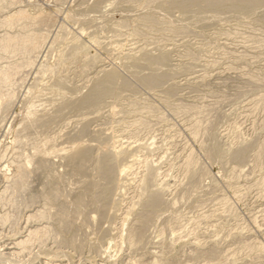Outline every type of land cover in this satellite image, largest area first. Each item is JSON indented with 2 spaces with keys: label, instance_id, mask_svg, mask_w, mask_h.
<instances>
[{
  "label": "bare ground",
  "instance_id": "6f19581e",
  "mask_svg": "<svg viewBox=\"0 0 264 264\" xmlns=\"http://www.w3.org/2000/svg\"><path fill=\"white\" fill-rule=\"evenodd\" d=\"M55 1L56 9L52 3L54 11L50 10L51 8H42L40 2L33 1L31 7L34 10L30 12L29 3L26 4L25 0L9 2L0 0V227L4 229V232L8 227L10 232L15 233L12 238L7 239L9 236L5 237L0 230V249H4L0 250V264H72L70 253L58 252L59 250L53 252L46 248L49 243L51 246H71L79 252L91 243L93 247H89L90 249L92 248L102 257L107 256L110 260L111 250L118 247L117 234L122 244H127L136 253L142 251L139 252L135 262L127 264H182L180 258L171 257L172 244L167 242L168 239L165 236L157 241L161 247H167L160 252L161 254L153 253V250L148 251V248L154 244L158 245L157 242L152 241L151 231L157 228L158 219H161V216L164 217L162 213L173 205L172 201L166 198L169 190L158 180L156 164L149 160L143 162L139 160L138 150L145 146L123 147L117 140V136L106 133V128V131L91 129V122L100 119L99 114L103 109L106 111L109 99L124 101L122 98H130L127 96L129 94L137 95L139 87L145 88L148 92L161 90V92L172 94L177 85L173 80L177 75L186 73L184 72L186 68L179 64L171 66L172 59L168 51L162 50L155 55L152 51L143 48L137 55L124 56V61L119 59L121 63L114 65L111 70L106 69L104 64H100L102 60H99L100 55L91 54V49L79 36L72 35L71 32L54 33L60 18L57 19L56 14L62 11L66 0ZM79 2V5L88 10L85 12L88 16L83 12V15H80L82 17H78L76 14H79L80 10H77L78 12H73L76 16L71 14L66 17L68 20H74V22L84 20L95 27L96 19L104 14V18H107V13H102L106 0H79ZM116 2L126 9V14L123 12L125 9L122 11L124 15L120 18L121 25L126 26L130 22H135L137 25L151 29L159 28L163 24L165 27L166 24L165 29L178 36H188L197 28L218 26L227 19L239 18L237 20L239 21L241 16H247L252 20L253 17L264 14V0H117ZM174 9L180 12L186 22L181 17L178 18L182 20L174 19V16L171 18L169 14ZM259 19L264 22V17ZM167 39L170 40V38ZM254 41L260 46L264 44L263 38ZM255 50L258 51V49ZM179 60L182 59L179 58ZM248 69L245 71H249ZM77 77H85L84 84L76 85ZM249 78L246 80L245 87L240 85L242 94L264 89L263 77ZM259 96L261 100L258 97L257 102L261 106V103L264 104V95L259 94ZM147 102L134 99L129 102L131 103L130 111L141 114V117H137L134 121L135 125L132 124L140 131L153 129L150 116L153 117L152 114L157 112L156 106ZM257 102L254 101L255 105ZM259 105L256 107H260ZM171 108L177 115H191L195 118V124L191 130L192 136L194 139L201 135L205 137L202 139L201 146L212 162H219L225 166L234 164L238 166V169L248 164L249 155L255 150L259 138L255 142L252 139L247 143L245 141L237 148H223L217 136V127L220 126L218 124L224 116L219 106L212 108L210 114L208 110L207 112L204 109L205 112L194 105H177ZM75 114L79 116V120L72 119ZM202 114L204 117L208 114L209 117L204 119ZM90 116L93 117L90 118ZM153 118L156 119V117ZM134 136L136 137V134ZM9 137L12 141L7 143ZM260 148L256 149L257 152L255 151L256 164L260 163L264 157V150L262 146ZM193 155V153L190 154L184 162L183 167L187 170L190 183L183 187L181 184L182 188L178 190L181 199L194 192L202 179L208 175L206 168L196 167ZM57 158H62L59 164L61 165V160L62 164L64 162V172H61L63 166L58 165ZM139 164H143L144 170L138 178L135 171L136 165ZM58 166L61 168L60 171ZM262 186H264V180ZM131 191L136 194V197L132 196L130 199ZM88 229L93 231L87 235ZM116 230L119 232L115 233ZM91 235L94 237L89 239ZM37 247L41 249V253L36 255L33 251ZM132 249L130 252L135 253ZM243 249L253 251L257 247L251 242ZM220 252L212 247L207 252L199 250L192 252L190 257L192 261H199L202 257L217 261L221 258ZM24 254L31 255V259L28 261L18 259ZM262 254L264 253L261 252L260 256H264ZM256 256L260 257L258 254ZM110 262L108 261V264L115 263Z\"/></svg>",
  "mask_w": 264,
  "mask_h": 264
},
{
  "label": "rangeland",
  "instance_id": "374dc122",
  "mask_svg": "<svg viewBox=\"0 0 264 264\" xmlns=\"http://www.w3.org/2000/svg\"><path fill=\"white\" fill-rule=\"evenodd\" d=\"M3 1L9 2L11 0H3ZM25 1L26 4L29 3L28 10L30 12H33L34 10V8L31 7L32 4L34 3L33 1L40 2L39 4L43 6L42 8H46V7L48 9L51 8L50 10L52 11H54V8L56 9L55 0H31V1L25 0ZM116 1L117 0H106V3H104V8H102L103 11L102 13L103 14L107 13L108 14V15L106 14L107 18H104L105 16L104 14L101 17H99V19H96V21L94 22L96 26L93 25L96 27L95 28L92 27V24L89 25L84 20L77 22H74V20L73 21L68 20V18L66 17H68V15L71 14H73L74 16L77 15L78 17H82L80 15L83 14H87L88 16V13H85L88 10L82 7L81 5H79L80 3L79 0H66L65 3L63 4L62 11L59 12L60 14L59 13L56 14L57 19L59 17L60 18L58 19L59 23L55 28L54 33L56 34L57 32L59 33L63 32L64 34H66V32H71L72 35L79 36L89 46V48L91 49L90 50L91 54L95 53L94 55L98 54L101 56L100 57L97 55L99 57V60L102 59L100 60L101 61L100 64L101 65L104 64L103 66L106 69L110 68L108 70H111V68L114 65H119V63H121L122 60L124 61L125 60L124 56L137 55L139 51L143 48L152 51V53L155 55L159 54L162 50L168 51L170 55V59H172L171 66L179 64L181 66H184V68H186V71H184L186 73H181L182 75L181 74L177 75V77H175L176 79L173 80L177 85L174 87L176 89L173 91L172 94L161 92V90L160 92L159 90L155 92L152 91L148 92V90L146 91L145 88L139 87L140 89L138 88L137 90V92H139L137 93L138 96L136 94L133 95L134 97L131 96L132 94L127 95L130 96V98L132 97L131 99L129 97L128 99H126L127 97L122 98L124 99V101L122 100L116 101L109 99L107 101L109 105H107V107L105 108L106 111L103 109L105 113L102 110L100 112L101 114H99L101 115L99 117L100 119L98 120L96 119L95 121H92L93 124L91 122V127H92L91 129H103L104 131H106L107 129L106 133L111 134L113 136H117V140L123 147L128 148L129 146V148H135L137 146L140 147V145L145 146L144 148L138 150L137 155H139V160L142 162L145 160H149L156 164L159 170V171L157 170L158 180L160 181V183L161 182L164 183L166 185V189L169 190L167 191L166 198H169V200L172 201L173 206L170 207L167 211L162 213L164 217L161 216V219L160 218L158 219L160 222L158 221L159 224L157 228H155V230L151 231L150 233V235H152L153 237L152 241L157 242L161 240V238H164L165 236V238L168 239L167 242L169 244H172L171 246L173 250L171 253V257L180 258L182 264L183 263L184 264H207V263L264 264V259H263L264 256H260L261 252L264 253V186H262V181L264 180L262 178L264 177V157L262 158L263 162L262 161H261L262 163L260 162L261 164L260 163L256 164V161L254 159L255 153L257 152L256 149H261L260 146H262V150H264L263 149L264 144L261 143V142L264 143V112H263L264 109L262 110V108H264L263 107L264 104L261 103L260 106L259 103L257 102L258 97L260 98L259 100H261L259 94L261 96L264 95V89L254 90L253 92L247 94H242L240 92V88L246 86L247 84L246 80L249 77L255 76L259 79L263 77L264 79V61H263L264 44L263 45L261 44L262 46H260L258 45V43L256 44V42L254 41L255 39L262 40V38L264 41V32H263L264 22L259 21L260 20L259 18L264 17V14H259V15L257 14L258 16L253 15L256 17L252 16L253 17L252 20L247 16L246 17L241 16V19L239 21H237L239 18L238 19L233 18V20L232 18L229 20L227 19L224 23L221 22V24H218V26L215 25L214 27H212L213 25H210V27H205L204 29L206 30H204L203 28L200 29L196 27L197 29H195V31L197 30L199 32L194 31L193 33L189 34L190 36L189 35L178 36L176 34L170 33V31L168 32V30L165 29L166 24L165 27L163 26L164 25L163 24L160 25L159 28H151V29L149 27L137 25L135 24V22H130L129 25L127 24L126 26L123 24L121 25L120 18L123 17L124 14L122 13L123 12L125 13L126 9L122 4H118V2ZM52 3L54 4L53 5L54 8L52 6ZM48 6H52V7H48ZM80 6L82 7V9L80 8ZM77 10L78 11L80 10L79 14L73 13V12H78ZM70 11L72 13H70ZM174 11L172 10L169 14L171 18H173L174 16V19L181 17L183 21L185 20L180 15V12L177 9L175 13ZM90 15L93 16V14H89V16ZM181 18H178V20H182ZM259 22H261V24ZM86 27L89 28V29L87 28L88 31L86 30ZM59 28H61V30ZM262 32L263 34H261ZM90 33H92L93 36ZM70 35L69 37H71ZM167 38H170V40ZM243 38H245L244 40L247 39L248 40L244 41ZM251 39H253L254 42ZM254 48L258 49V51L255 50ZM105 49L106 51H108V53L105 51ZM179 58L182 60H179ZM240 60L244 62L241 63ZM235 61L237 62L240 61V62L237 63ZM240 63L242 65H240ZM237 64L240 67H238ZM243 68H247L249 71H245L247 69H243ZM70 74L72 73L70 72ZM77 78L78 79L75 80L76 85L77 83L78 85H82L86 81L85 77L83 78L77 77ZM80 79L81 80L84 79V80L81 81ZM178 80L179 81L181 80L180 83H177L179 82ZM254 92L255 93L257 92L256 93L257 95ZM133 99L141 102L148 101L150 102V104L156 106L155 110L157 112L152 114V116L156 117V119L150 116V118H152L150 120L153 121L152 122L153 129L151 128L150 131H140L136 126H134L135 125L134 121H136L137 117L140 118L141 114L132 113L130 111L131 103L129 104V102L133 101ZM254 101L257 102L256 103L257 105H255ZM215 103H216V107L219 106L221 108V112H223L221 114L224 115L221 117V120L218 124L220 126L217 127L218 140H220L219 143L223 148L225 149L237 148L240 144L244 143L245 141H246L245 143H247L250 142L252 139V141L254 140L255 142L256 139L259 138L257 141L258 144H256L254 148L255 150L253 151L254 156H253V152H251L252 155L250 154L249 155L250 158L248 159L249 161L247 160L248 164L239 167L240 170L238 169V166L234 164L232 165L230 164L231 166L230 165L225 166L219 162H214V161L212 162L208 158L207 153L201 146V144H203L202 139H205V137L201 135L197 139H194V137L192 136L193 134L191 130L193 125L195 124V120H194L195 118L192 117L191 115H183V114L177 115L173 111V108H171L174 106L176 107L177 105H182V106L194 105L203 109V111L208 110L210 114V110H212V108L213 109L216 108ZM200 105L203 106L204 108L201 107ZM258 105L261 107V109H258L260 107H256ZM203 115L204 114H202V117L204 119H207L206 117H209L208 114H207L208 116L206 115L205 117ZM78 117L79 116L75 114V116H73L72 119L79 120ZM91 117L93 116H90V118ZM104 123H106L107 125ZM112 126L113 128L111 129ZM136 128L138 129V131ZM135 134L136 137L134 136ZM11 141L12 140L9 137L7 139V143H10ZM192 153L194 154L193 157L196 161L195 163L196 167L206 168L208 171V175L202 179L201 183H199V187L194 192H192L184 199H181L178 195L179 193L178 190H180L183 186H186L190 183L187 170L183 166L187 157ZM60 159L62 158L59 159L57 158L56 161L58 162L59 166L61 165L63 166L61 167L62 168L61 172H64L65 171L63 165L64 162L62 164V160H61V165H60L59 164ZM59 166H58V170L59 169L61 170ZM142 166L143 164L136 165L137 172L135 171V173L138 178L141 177V175L143 174L144 169ZM235 169L238 170L235 171ZM162 172L164 174H162ZM244 175H247L248 177ZM181 184H183L182 187ZM129 196L131 199L132 196L133 198L136 197V194L133 193V191H131ZM162 220L164 222H161ZM0 230L3 231L4 229L0 227ZM92 231H93L92 229L91 230L88 229L87 235L91 234ZM5 232L3 231L2 233H4L3 235L5 237L9 236L7 237V239L12 238L15 235V233L9 231L8 227L5 228ZM118 232H119L118 230L115 231V233ZM91 236L89 237V239L94 237ZM117 236L119 237L118 234ZM157 236L159 238H157ZM1 237L3 238L2 235ZM118 237H116V242L118 247H115L114 249L111 250L110 260L107 259V256L102 257L98 253H96V251H94L92 248L90 249L89 247H93L91 243L87 244L86 248L80 252L77 251L76 249L75 251L74 248L72 249L71 246H66V247L65 246L60 247V245L51 246V243H49V245L46 248L53 250V252H57L59 250L58 252L70 253L69 255L72 260L71 261L72 264L74 263L75 264H98V263L108 264V261L109 262L111 261L110 263L115 262L116 264H127L131 262H135L134 260L135 259L137 260L138 259L137 257H139L138 256L139 252L142 251L137 252L138 253L137 254L136 251L131 247H129L127 244H122L120 238L118 239ZM8 242L10 243L11 241L9 240ZM251 242L252 244L256 245L257 249L253 251L249 250L250 252L252 251L250 253L248 250L243 249V247L246 244H250ZM157 243L158 245L154 244L153 246L148 248L149 250L148 249L147 250L150 252L153 250V253L159 254L161 251L167 248V247H161V245H159V242ZM244 243L246 244L244 245ZM154 247L157 249H155ZM212 247L213 248L215 247L216 249L221 251L220 252L221 258L219 260L211 261L206 257H202L199 261H192L190 257V255L193 254L192 252L198 250L207 252ZM37 248L35 249V251H33L36 255L41 253V249L38 248L39 249L38 250ZM46 248L45 250H48ZM131 249L132 251L134 250L135 253L130 252ZM0 250H4V249L1 248ZM93 251L96 254H94ZM257 251H259L260 253ZM256 254H258L261 258L257 257ZM27 256L26 254H24L20 256V258L18 259H21V261H25V260L28 261L31 259V255H27Z\"/></svg>",
  "mask_w": 264,
  "mask_h": 264
}]
</instances>
